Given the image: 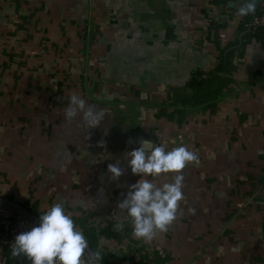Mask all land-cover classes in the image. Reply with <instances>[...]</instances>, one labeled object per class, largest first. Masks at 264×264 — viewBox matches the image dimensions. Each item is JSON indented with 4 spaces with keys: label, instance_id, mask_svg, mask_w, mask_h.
<instances>
[{
    "label": "crops",
    "instance_id": "1",
    "mask_svg": "<svg viewBox=\"0 0 264 264\" xmlns=\"http://www.w3.org/2000/svg\"><path fill=\"white\" fill-rule=\"evenodd\" d=\"M244 2L0 0V203L39 226L59 202L86 239L122 223L97 242L116 264H264V29L246 27L264 0L241 17ZM224 54L234 68L217 100L183 120L158 115ZM73 94L103 110L99 126L66 118ZM139 137L199 157L182 170L176 219L151 241L118 207L142 178L127 164ZM0 264L30 260L0 246Z\"/></svg>",
    "mask_w": 264,
    "mask_h": 264
},
{
    "label": "clouds",
    "instance_id": "2",
    "mask_svg": "<svg viewBox=\"0 0 264 264\" xmlns=\"http://www.w3.org/2000/svg\"><path fill=\"white\" fill-rule=\"evenodd\" d=\"M255 11L256 0H245L238 7L237 15L243 17ZM79 113L83 114L88 129L99 126L105 115L103 110L96 111L94 106L87 105L84 99L73 94L65 116L71 120ZM127 155L132 173L142 178L130 186L118 207L131 218L132 235L151 241L158 231H167L176 219L179 202L184 198L182 170L189 163H199V157L183 144L169 150L165 144L157 145L151 140L143 141L140 147L127 152ZM108 172L114 179L124 174L119 165L110 163ZM166 174H173L170 182H155V178ZM39 219V226L15 237L11 246L12 256H26L31 264H97L99 252L89 253L84 233L61 203H53ZM123 227L119 222L114 225L117 231ZM86 255L87 262L82 259Z\"/></svg>",
    "mask_w": 264,
    "mask_h": 264
},
{
    "label": "trees",
    "instance_id": "3",
    "mask_svg": "<svg viewBox=\"0 0 264 264\" xmlns=\"http://www.w3.org/2000/svg\"><path fill=\"white\" fill-rule=\"evenodd\" d=\"M258 30V29H257ZM234 66L230 63L229 54H224L218 64L211 70L204 72L196 69L191 78L185 82L183 89L174 93L171 102L161 107L158 115L170 117V110L183 120L189 108L199 107L204 104H212L223 93V90L231 83L229 74ZM100 235H107L117 238L119 232L113 225H108L99 229L95 233L92 228L87 229L88 245L93 253L99 252L98 264H116L109 254L101 253L97 250V242Z\"/></svg>",
    "mask_w": 264,
    "mask_h": 264
},
{
    "label": "built area",
    "instance_id": "4",
    "mask_svg": "<svg viewBox=\"0 0 264 264\" xmlns=\"http://www.w3.org/2000/svg\"><path fill=\"white\" fill-rule=\"evenodd\" d=\"M246 27L250 31L264 29V5L250 21L246 23ZM35 226L38 225L34 224L27 217L0 206V246L11 251V246L14 243L15 237L22 232L30 231ZM82 259L87 262L85 256L82 257Z\"/></svg>",
    "mask_w": 264,
    "mask_h": 264
},
{
    "label": "water",
    "instance_id": "5",
    "mask_svg": "<svg viewBox=\"0 0 264 264\" xmlns=\"http://www.w3.org/2000/svg\"><path fill=\"white\" fill-rule=\"evenodd\" d=\"M145 140H146V139H145L144 137H139V138L137 139V145H139V147H140L141 144H142V142L145 141ZM0 206H3V207H5V208H7V209H9V210L15 211V212H17V213H19V214L25 216V214L23 213V211H21L16 205L11 204V203H9V202H7L6 204L0 203ZM88 247H89V245H88ZM89 253H90V254L93 253V251L91 250L90 247H89ZM85 257H86V259L88 260V256L86 255Z\"/></svg>",
    "mask_w": 264,
    "mask_h": 264
}]
</instances>
